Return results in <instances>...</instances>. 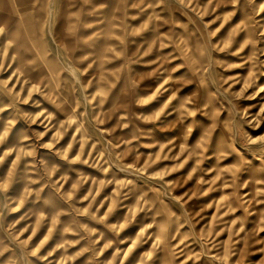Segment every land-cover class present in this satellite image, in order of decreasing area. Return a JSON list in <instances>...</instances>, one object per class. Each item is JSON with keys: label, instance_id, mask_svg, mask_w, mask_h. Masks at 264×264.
Wrapping results in <instances>:
<instances>
[{"label": "clouds", "instance_id": "clouds-1", "mask_svg": "<svg viewBox=\"0 0 264 264\" xmlns=\"http://www.w3.org/2000/svg\"><path fill=\"white\" fill-rule=\"evenodd\" d=\"M0 264H264V0H0Z\"/></svg>", "mask_w": 264, "mask_h": 264}]
</instances>
